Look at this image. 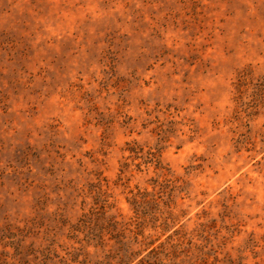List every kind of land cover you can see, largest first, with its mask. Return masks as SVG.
Instances as JSON below:
<instances>
[{
  "label": "rangeland",
  "instance_id": "374dc122",
  "mask_svg": "<svg viewBox=\"0 0 264 264\" xmlns=\"http://www.w3.org/2000/svg\"><path fill=\"white\" fill-rule=\"evenodd\" d=\"M0 264H264V0H0Z\"/></svg>",
  "mask_w": 264,
  "mask_h": 264
}]
</instances>
